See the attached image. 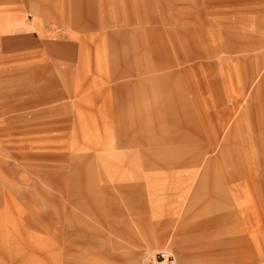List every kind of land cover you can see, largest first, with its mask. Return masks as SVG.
Returning a JSON list of instances; mask_svg holds the SVG:
<instances>
[{"label":"rangeland","instance_id":"rangeland-1","mask_svg":"<svg viewBox=\"0 0 264 264\" xmlns=\"http://www.w3.org/2000/svg\"><path fill=\"white\" fill-rule=\"evenodd\" d=\"M71 1L0 0V237L28 232L47 254L49 224L78 233L87 245L70 260L80 264H148L161 250L176 264H264V0H97L106 4L81 18ZM127 6L156 16L145 26L168 38L186 26L206 47L215 33L208 61L231 99L230 130L198 165L147 169L118 145L116 101L127 127L138 103L115 90L135 79L131 66H145L133 35L114 39L142 25L128 21ZM200 19L210 25L197 28ZM205 121L179 119L174 132L166 124V139L191 127L207 136L216 126Z\"/></svg>","mask_w":264,"mask_h":264},{"label":"crops","instance_id":"crops-1","mask_svg":"<svg viewBox=\"0 0 264 264\" xmlns=\"http://www.w3.org/2000/svg\"><path fill=\"white\" fill-rule=\"evenodd\" d=\"M71 3L73 4L74 12H77L79 17L82 16V12H88L90 16L91 12L95 10L94 6L97 4L100 6L106 4L102 1L98 3L97 0H72ZM129 8L127 6L130 19L128 21L130 23L138 21L142 25L134 31L116 34L114 39L123 40L133 35L130 42L136 47L134 56L138 61L143 60L145 66H131L129 70L130 77H135V79L132 80L131 84H119L118 87L120 88L115 90L117 93L129 91V99H132L135 104L138 103V106L131 113L130 123L127 127L120 120L122 109L125 107L121 101H116L120 109V112L117 113L119 114V121L117 126L115 125L120 133L118 145L132 149V153L141 158L142 165L147 169L166 165L172 166V164L178 167L187 164L198 165L202 162L203 155L205 156L207 153L212 152L220 137L223 140L228 139L227 134L230 130L231 99L225 96L221 85L215 81L216 77L221 75L222 72L216 70L215 65L208 61L215 56L211 51L215 33L210 30L206 34L210 42H207L206 47L203 44L197 45L194 43L193 34L184 28L186 26L175 38H168L157 34L153 30L151 31L145 26L158 23L159 19L156 16L151 15L148 10L146 11L147 13L142 15H135L136 9ZM189 19L193 20L194 18H182L185 21ZM202 21L200 19L201 23H196L198 25L197 28L201 24L203 27L210 25L209 23H202ZM9 26L11 25L6 27L8 28ZM83 28L86 27L84 26ZM198 31H201V29ZM203 31L205 30L201 32ZM84 32L80 31V33L86 34V31ZM136 33L139 36L135 39ZM83 39H85L84 42H87L88 37ZM136 42L139 43L141 50L137 49ZM190 43L191 45L188 48L186 45ZM86 54L87 48L84 45L81 55L86 56ZM202 60H207L208 62L203 63ZM247 75L249 73L246 71L243 76ZM45 89H39L40 93L46 91ZM144 90L151 92L149 98H146V104L142 102L144 97L139 96ZM13 95L10 96L11 100L14 99ZM45 98L46 100L49 99L47 95H45ZM203 103L204 108L202 107ZM142 109L143 112H141ZM193 109L196 110L197 114L193 113ZM193 116L200 117L202 120H206L205 122L207 123L212 122L216 127L207 131V136H201L199 131L202 132L205 129L197 130L196 127L192 129V127L187 128L186 126L194 123ZM178 118L186 124L183 125L187 128V133L179 138L171 136L170 139H166L165 125L167 124V127H170V130L174 132L177 128L175 123L179 120ZM181 129L183 130V127ZM189 131L196 133L197 136H189ZM204 139L207 142V146H205ZM169 141H171L170 144H177L173 151L166 148V142ZM187 142H191L194 145L190 152L184 151L187 148ZM219 151L222 156L224 155L222 152L227 150L223 146L219 148ZM245 174L239 173L238 177L236 174L231 173L228 178L230 180H236V177L241 179L244 178ZM49 227L53 236H50L48 241L46 240L47 243L44 242V244H50V253L48 252L47 254L40 252L41 247L37 250L38 247L34 244H29L28 237L30 234L28 235V232L21 233L22 236L19 241L17 240L16 232L12 233L14 240H6L4 237H0V264H80V262L76 263L70 260V257L75 256L73 251L76 248V256L81 259L84 253L81 252L82 247L87 245L86 241L82 239L83 237L77 233L74 236L75 238H70L68 235L58 231L55 226L49 224ZM13 231H15L14 228L11 229V232ZM15 247H23V249L18 251ZM13 248L14 250H10ZM95 250H98L97 246ZM25 252L30 253L31 258H26ZM217 254L220 255L221 253ZM217 254L215 255L217 256ZM218 264L223 263L220 262Z\"/></svg>","mask_w":264,"mask_h":264},{"label":"built area","instance_id":"built-area-1","mask_svg":"<svg viewBox=\"0 0 264 264\" xmlns=\"http://www.w3.org/2000/svg\"><path fill=\"white\" fill-rule=\"evenodd\" d=\"M148 264H176V261L168 250H161L149 259Z\"/></svg>","mask_w":264,"mask_h":264}]
</instances>
